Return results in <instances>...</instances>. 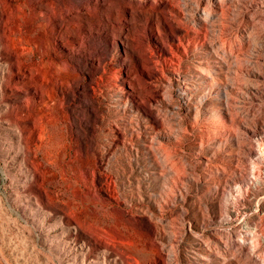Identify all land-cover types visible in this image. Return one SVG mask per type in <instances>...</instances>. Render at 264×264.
<instances>
[{"label":"rangeland","instance_id":"374dc122","mask_svg":"<svg viewBox=\"0 0 264 264\" xmlns=\"http://www.w3.org/2000/svg\"><path fill=\"white\" fill-rule=\"evenodd\" d=\"M26 1L27 62L43 68L45 82L63 100L50 138L65 144L71 162L48 164L43 154L31 151L17 159L16 148L4 146L15 140L0 129V264H38V250L49 252L37 228L43 221L62 223L53 230L64 232L52 244L55 254L63 240L80 244L84 239L58 214L43 218L30 209L27 219L22 216L11 178L20 163L43 175L27 194L71 207L86 230L103 226L109 236L125 238L108 243L123 264H264V170L243 157L236 140L239 120L249 121L260 134L264 125V66L256 60L264 55V0L258 7L251 0H221V5L168 0L176 3L185 33L197 37L189 41L181 35L188 53L171 37L174 54L159 48L171 35L162 20L167 0H154L155 9L146 0ZM46 4L54 16L49 23L42 19ZM147 16L158 42L150 38ZM18 18L6 26H15ZM132 35L134 41L128 38ZM194 42L197 51L213 45L223 59L217 69L211 67L215 78L206 88L195 74ZM9 46H14L11 37ZM177 54L184 56L179 66L192 86L188 94L171 77ZM260 69L263 74L255 75ZM62 72L68 78L56 80ZM124 75L132 84L126 94ZM222 103H228V117ZM223 120L227 140L214 133ZM257 139L264 145V138ZM56 178L72 188L57 194ZM73 189L82 195L78 205ZM98 252L91 246L76 260L98 264ZM109 262L114 264L112 257Z\"/></svg>","mask_w":264,"mask_h":264},{"label":"bare ground","instance_id":"6f19581e","mask_svg":"<svg viewBox=\"0 0 264 264\" xmlns=\"http://www.w3.org/2000/svg\"><path fill=\"white\" fill-rule=\"evenodd\" d=\"M5 1L6 0H0V129L5 134V137H11L15 141H8L7 143H4V146L8 149L15 147V157L20 160L25 157L26 153L31 151L35 156L43 154L44 161L48 164L56 165L55 163L58 161L71 162L67 155V151L64 149L65 144L63 145L62 141H53L50 138L51 134L52 138L54 136L52 129L54 113L56 110L60 109L63 100H61V97L56 96L55 93L57 92H55L53 86H51L49 82H45L43 68L39 67L40 65L36 66L35 63L31 64L27 62L29 48L22 42L24 36L23 26L28 23L27 19L29 15L26 8L27 1L23 0L19 4L14 2L17 0H9V3H6ZM37 1L38 0H31V2ZM54 1L57 2L56 0ZM95 2L98 4V0H95ZM155 2L154 0H146V3L152 8H154ZM214 4L221 5L222 2L221 0H214ZM260 4V0H251L252 6L258 7ZM31 5L32 15L33 17H37L36 5ZM174 5L169 3L168 0L164 2V6L162 5L164 8L162 20L165 22L166 29L168 28V32L171 35H168V40H161L159 48L161 51H168L174 54L172 52L174 50L172 45L168 43L169 39L173 38L172 40L175 45L179 48L180 46L183 47L185 52L188 53L186 47L187 43L181 35H186L189 41H196L197 37L195 34L185 33V29L188 27L186 26L187 28H184L182 23L183 20L179 15L178 9ZM46 8L42 11V19L49 23L54 16L49 12L51 10L50 6L46 4ZM83 8L88 11V3L84 5ZM135 9L140 13L144 11L143 7L139 4ZM130 10L133 11L134 9L130 8ZM17 17L19 18L17 19V24L15 26H12V24L6 26L7 22H11ZM146 18L147 23L151 28L150 38L158 42L159 35L156 32L155 26L153 23H149L150 18H148V16ZM153 21L156 20L154 19ZM143 29L145 28L143 27ZM10 37L14 42L13 48L9 46ZM128 38L134 41L135 35L128 36ZM192 45V50L197 57L194 64L195 74L203 78V87L206 88V85H211L215 78L210 70L220 67L223 59L217 54L213 45H206L199 48L198 51L197 49L199 46L197 45V42L192 43ZM176 57H178V62L172 60L173 64L171 65L172 67H170L172 72L171 77L173 81L179 82V90L188 94L191 92L192 86L187 83L185 74L181 71L179 66V63L184 59V56L182 54H177ZM263 57L264 55H258L256 60L259 64L261 63V65L264 66ZM63 67L65 69L67 67L66 64H64ZM258 73L259 75L263 74L262 69L255 72V75ZM35 74L39 77V80L34 79ZM65 76H67L66 72H64V74L63 72L61 74L59 73L56 76V80L61 78L65 79ZM123 81H125L129 87V90H124L123 93H130V89H132L131 80L127 75H124ZM220 108L225 110L222 114L228 117V103H222ZM12 109L15 110L13 115ZM219 123L220 124H217L219 127H215L216 129L214 133L217 136L216 138L227 140L228 125H226L224 120ZM237 123L241 126L239 127V132H236V140L240 152H242L243 157L252 161L253 167L258 166L260 169L264 170V145L258 141L259 139H257L264 138V125L260 134L258 133V130L252 128L250 122L247 120H239ZM55 152H57L56 158L54 157ZM207 158L210 159L209 156H207ZM12 162H14V160H12ZM15 167L18 170V173L12 174L11 178L17 191L22 216L27 219L26 215L30 209L40 211L43 218H47L50 213L58 214L61 220H66L75 231H82L84 234V239L82 242L80 241V244L63 240L60 245L61 252L55 254L52 244H54L55 239H59V231L62 236L64 232L63 229H60L57 233L53 234V230L56 228H62V223L57 221L54 224L49 223L48 225H44L45 221L42 223L40 222L37 227L39 230V238L42 243L47 245L49 252L44 253L42 250H38V264H55L56 259L60 260L61 264H86L85 261L80 262L76 260V256L79 253L87 254L88 249L91 246H95L99 250L96 259L98 264H111L109 262L111 257L113 258L114 264H123L120 252L108 244L110 241L116 240L117 237L109 236L103 226L96 225V231L86 230L85 227L74 216H72L71 207L62 206L61 208H58L56 204L49 202L47 199L45 201L34 199L30 194H27L26 191L29 190L35 182H38L41 179L43 176L42 173L32 170L25 163H20ZM224 178L228 182V174H225ZM53 185L57 194H65L66 190L72 188L71 184H67L64 180H58L57 178L56 181L53 182ZM73 192L76 194V197L73 200L74 203L76 202V198H81L82 195L77 194L76 189H73ZM78 203L79 202H76V205H78ZM43 207L48 210L43 211L41 209ZM23 231L25 234H28L29 232L28 228L25 227H23ZM117 240L122 242L126 241L125 238H119ZM72 257H75L74 262H70ZM100 258H102V263L99 261Z\"/></svg>","mask_w":264,"mask_h":264}]
</instances>
